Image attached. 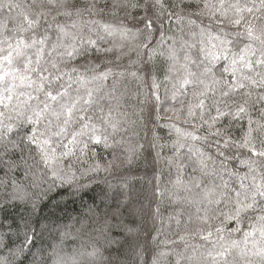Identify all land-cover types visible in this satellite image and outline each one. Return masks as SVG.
Wrapping results in <instances>:
<instances>
[{
  "label": "snow or ice",
  "instance_id": "snow-or-ice-1",
  "mask_svg": "<svg viewBox=\"0 0 264 264\" xmlns=\"http://www.w3.org/2000/svg\"><path fill=\"white\" fill-rule=\"evenodd\" d=\"M141 159L163 164L135 209L156 251L132 264H264V0H0V264H105L44 246L45 201L125 206Z\"/></svg>",
  "mask_w": 264,
  "mask_h": 264
},
{
  "label": "trees",
  "instance_id": "trees-1",
  "mask_svg": "<svg viewBox=\"0 0 264 264\" xmlns=\"http://www.w3.org/2000/svg\"><path fill=\"white\" fill-rule=\"evenodd\" d=\"M151 127V125H149ZM158 134L163 140L168 139L167 129H157ZM101 152L100 149H97ZM101 155H104L101 152ZM92 161H89L91 163ZM85 167L87 165H84ZM163 167L155 165L151 159L145 161L141 159L132 168V179L129 182L130 188L128 194L132 199L125 206H120L123 197L119 195L118 188H109L100 184L81 193H72L68 189H56L50 193V199L45 201L43 215L47 217L46 223L50 224L51 231L45 233L44 246L60 242V234L67 232L69 235L64 239V247L66 251L74 248L87 247L89 250L92 246H97L102 253L105 264H132L136 258L129 251V245L133 247L146 246L148 251L145 253V259L150 260L152 254L156 251V245L146 238L144 234L145 227L151 231L152 224L150 221L145 224V220L141 218L140 213H136L135 209L139 207V201H143L145 195L151 194L149 180L153 177V169ZM127 171V170H125ZM103 175V174H101ZM167 170L165 169V176ZM101 189L107 195L101 196ZM155 205H153L154 207ZM119 207V221L112 219L110 226V235L113 243L109 244L105 241L97 240L98 233L94 231L96 227L102 223L105 213L109 216ZM89 209L93 211L90 213ZM147 211V209H145ZM172 211V207L167 204H161V212L166 218ZM99 215L100 221L96 220ZM85 227L82 229L81 225ZM140 226L141 234L138 239H130L127 228ZM80 231H77V230ZM164 237L161 236L160 239ZM118 242V243H117ZM40 242H37L39 246ZM33 251H36L34 248ZM136 264H139L138 260Z\"/></svg>",
  "mask_w": 264,
  "mask_h": 264
}]
</instances>
